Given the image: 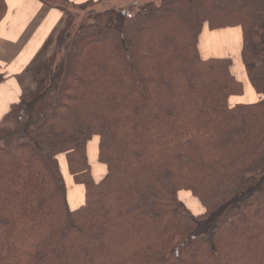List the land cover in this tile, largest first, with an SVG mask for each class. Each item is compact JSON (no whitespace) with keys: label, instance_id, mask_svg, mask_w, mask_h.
<instances>
[{"label":"trees","instance_id":"trees-1","mask_svg":"<svg viewBox=\"0 0 264 264\" xmlns=\"http://www.w3.org/2000/svg\"><path fill=\"white\" fill-rule=\"evenodd\" d=\"M5 8L0 0V20ZM135 8L68 29L59 58L2 117L21 125L0 145V264H264V0ZM204 25L241 28L257 102L228 104L243 85L230 59L199 55ZM93 136L98 181L86 153ZM61 153L84 186L76 209ZM182 189L202 213L179 200Z\"/></svg>","mask_w":264,"mask_h":264},{"label":"crops","instance_id":"crops-1","mask_svg":"<svg viewBox=\"0 0 264 264\" xmlns=\"http://www.w3.org/2000/svg\"><path fill=\"white\" fill-rule=\"evenodd\" d=\"M78 0H4L5 12L0 20V122L17 103L19 97L29 93L36 75L34 59L41 51L49 35L61 22L65 4ZM199 55L207 58H228L230 72L243 85L240 95L229 98V104H249L257 102L261 96L251 86L241 63V28L229 26L210 29L203 26L197 40ZM34 73V74H33ZM98 137L93 136L86 145L87 160L91 176L102 175L103 167L92 168L90 161L97 160ZM57 159L66 185V198L71 209L84 203V186L75 183L67 166L66 157Z\"/></svg>","mask_w":264,"mask_h":264},{"label":"rangeland","instance_id":"rangeland-1","mask_svg":"<svg viewBox=\"0 0 264 264\" xmlns=\"http://www.w3.org/2000/svg\"><path fill=\"white\" fill-rule=\"evenodd\" d=\"M133 1H135V4L133 3ZM145 1L147 0H78L77 2H72L71 4L68 3L65 5H61L64 8L63 9L64 15L61 19V22L56 26V28L47 38L41 51L35 57L34 59L35 71L34 72L36 73L39 70V68L42 67L44 61L46 60L50 61V59L52 58H55V59L59 58L58 55L54 56V54L56 53V50L59 47V38H64L66 33L68 32V29L71 28L72 30H75L78 26V23H80L81 20L88 17L89 14H94V13L103 11L104 9L110 8V7H115V8L124 7L126 11L131 13L132 11L136 9L135 7L137 4L141 2H145ZM168 28L172 29V26ZM33 88H34V83L31 88V91ZM228 104H229V99H228ZM230 106H234V105H230ZM20 125H21L20 123L16 124L12 121L11 122L9 121L0 122V145H4L14 140V137H15L14 132L18 131V129L20 128ZM90 164L92 168H94L96 165L104 168V172L102 173V175H98L96 177V179L99 180L105 173V166L99 163L97 160L96 161L91 160ZM177 196L179 200H181L183 204L193 214L197 215L203 212L204 209L201 203L198 201L197 198H195L191 194V192L182 189L177 192Z\"/></svg>","mask_w":264,"mask_h":264},{"label":"bare ground","instance_id":"bare-ground-1","mask_svg":"<svg viewBox=\"0 0 264 264\" xmlns=\"http://www.w3.org/2000/svg\"><path fill=\"white\" fill-rule=\"evenodd\" d=\"M206 26V25H205Z\"/></svg>","mask_w":264,"mask_h":264}]
</instances>
